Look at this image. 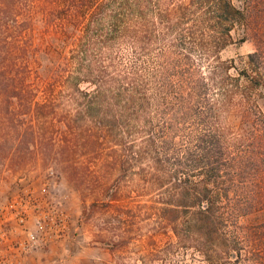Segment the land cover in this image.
Listing matches in <instances>:
<instances>
[{
	"label": "rangeland",
	"instance_id": "1",
	"mask_svg": "<svg viewBox=\"0 0 264 264\" xmlns=\"http://www.w3.org/2000/svg\"><path fill=\"white\" fill-rule=\"evenodd\" d=\"M106 1L0 0V58L12 57L7 59L26 78L33 102H49L44 110L49 114L39 121L32 107L27 111L28 106L19 104L16 97H11L13 121L0 109V264H113L109 251L122 237L128 241L119 253V264H207L202 252L176 243L172 232L163 229L153 215L162 206L166 186L159 189L150 174L141 176L139 166L144 164H133L131 176H123L116 159L122 151H132L127 145H137L142 136L134 131L121 133L123 127L112 135L103 126L94 129L84 112V92L94 89L82 79L90 62L107 67L114 76L140 72L146 82L143 90L153 97L151 77L166 60L167 47L161 43L144 54L132 51L124 42L128 34L124 23L119 22L114 37L97 35L99 26L106 28L109 23V13L99 7ZM170 1H146L147 21L158 23L159 8ZM247 4L251 27L235 30L233 40L220 53L232 62L235 73L246 67L248 55L259 42L263 48L264 0ZM119 7L115 3L112 14L121 13ZM168 19L164 18L165 27ZM129 21L136 23L134 17ZM201 57L192 56L194 64L202 63ZM78 79L82 80L79 87L75 86ZM3 96L0 104L6 103ZM251 123L261 139L252 140L251 131H244L247 138L239 139L244 126L239 117L224 118V124L234 129L228 135L232 154L242 151L253 156L246 178L252 197L264 199V120L253 118ZM236 222L230 228L238 232L240 250L229 252L232 259L220 264H256L253 261L262 254L264 264V243L259 250V246L241 244L249 227L264 225V209Z\"/></svg>",
	"mask_w": 264,
	"mask_h": 264
},
{
	"label": "trees",
	"instance_id": "2",
	"mask_svg": "<svg viewBox=\"0 0 264 264\" xmlns=\"http://www.w3.org/2000/svg\"><path fill=\"white\" fill-rule=\"evenodd\" d=\"M146 1L103 2L99 7L109 13V23L106 28L100 25L96 32L114 37L120 22L128 31L124 42L132 51L144 54L160 43L167 47L166 60L151 77L153 97L146 94L149 90H143L146 82L140 72L114 76L107 67L90 62L82 79L94 89L84 92V112L94 122V129L103 126L112 135L123 127L118 129L121 133L134 131L142 136L137 145H127L132 151H122L116 159L123 176H131L133 164H144L139 166V174H150V181L159 189L166 186L161 193L162 206L153 214L158 224L172 232L176 243L202 252L207 264H220L232 259L229 252L240 250L238 232L231 225L236 227L240 217L264 209V199L252 197L253 188L246 181L253 156L242 153L238 142L235 148L242 154H232L228 135L234 129L224 124L225 116L232 114L245 126H240L243 134L239 139L247 138L244 131H251L252 140L262 137L251 121L264 120L260 103L264 91V8L263 48L259 42L261 45L248 55L246 67L235 73L232 62L222 59L220 53L233 40L235 30L251 27L248 0L241 5L233 0H171L159 8L158 23L153 24L146 19ZM115 3L122 11L116 15L111 10ZM133 17L134 24V20L128 22ZM165 17L169 18L166 27ZM259 34L256 31L260 41ZM81 48L87 51L83 45ZM194 55L202 56L203 64H194ZM4 59L0 58V95L6 103L0 104V109L13 121L11 97H16L19 104L28 106L27 111L32 107L36 120L47 117L44 110L49 102H33L26 78ZM79 81L75 86L79 87ZM263 227H249L241 244L263 249ZM253 262L263 264V254Z\"/></svg>",
	"mask_w": 264,
	"mask_h": 264
},
{
	"label": "crops",
	"instance_id": "3",
	"mask_svg": "<svg viewBox=\"0 0 264 264\" xmlns=\"http://www.w3.org/2000/svg\"><path fill=\"white\" fill-rule=\"evenodd\" d=\"M126 241H128L127 240V238H125V237H122V240H120L119 242H116V244L111 248V250L109 251V254L111 255V258H112V261H113V264H114V262H116V263H120V262H118L119 261V253H121L122 252V250L124 249V248H126L124 245L125 244H127L126 243ZM118 259V260H117ZM111 261V262H112ZM105 264V263H104Z\"/></svg>",
	"mask_w": 264,
	"mask_h": 264
},
{
	"label": "built area",
	"instance_id": "4",
	"mask_svg": "<svg viewBox=\"0 0 264 264\" xmlns=\"http://www.w3.org/2000/svg\"><path fill=\"white\" fill-rule=\"evenodd\" d=\"M43 226H45V224H43ZM35 240H37V239H35ZM37 241H38V240H37ZM40 241H42V242H43V238H42Z\"/></svg>",
	"mask_w": 264,
	"mask_h": 264
}]
</instances>
